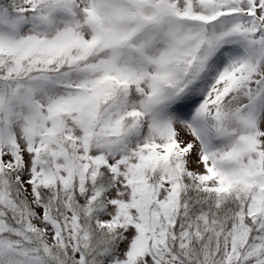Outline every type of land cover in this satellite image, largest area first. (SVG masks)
Masks as SVG:
<instances>
[{"label": "snow or ice", "instance_id": "1", "mask_svg": "<svg viewBox=\"0 0 264 264\" xmlns=\"http://www.w3.org/2000/svg\"><path fill=\"white\" fill-rule=\"evenodd\" d=\"M0 264H264V0H0Z\"/></svg>", "mask_w": 264, "mask_h": 264}]
</instances>
